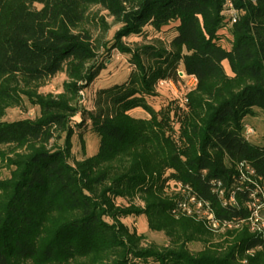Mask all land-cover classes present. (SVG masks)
Segmentation results:
<instances>
[{
	"label": "trees",
	"instance_id": "1",
	"mask_svg": "<svg viewBox=\"0 0 264 264\" xmlns=\"http://www.w3.org/2000/svg\"><path fill=\"white\" fill-rule=\"evenodd\" d=\"M226 2L0 0V159L9 169L0 176V264H264V237L235 226L264 186V135L258 141L246 131H256L254 116L264 126V0H233L232 25ZM94 4L121 23L112 48L134 69L101 87L88 110L80 90L105 69L83 28ZM147 28L167 32L170 47L126 45L124 37ZM181 71L197 78L186 106L177 98L153 105L163 95L159 80ZM61 72L76 104L38 91ZM26 99L40 108L36 118L4 119ZM79 112L100 142L96 154L72 163ZM240 163L253 171L251 182L242 181ZM233 189L237 205L225 204L220 192L228 199ZM137 194L144 206L130 201ZM191 196L235 229L212 240L207 221L175 211ZM140 215L168 245L142 246L145 236L123 220ZM192 242L204 247L193 251Z\"/></svg>",
	"mask_w": 264,
	"mask_h": 264
},
{
	"label": "rangeland",
	"instance_id": "2",
	"mask_svg": "<svg viewBox=\"0 0 264 264\" xmlns=\"http://www.w3.org/2000/svg\"><path fill=\"white\" fill-rule=\"evenodd\" d=\"M120 26L121 23H119L117 19L109 13L108 10L96 4L90 6L87 14V20L83 28L88 30L92 35V41L96 48L98 61L105 63V69L101 72L100 76L93 82L90 88L86 89L88 99L90 98L91 100H95L97 91L101 87L111 85L115 82H123L128 78L130 71L134 69V65L131 63L129 56L121 53L116 48H112V45L114 44L115 33L120 28ZM147 29L149 30L143 35H131L124 37L126 45L132 48L147 44L170 47V35H168L167 32L166 35L163 36L161 34L154 33V30H152L151 28ZM170 79L174 83V88L170 86H161L158 82L157 88L163 91V95H158L157 97L151 98V103L156 107H161L164 106L170 99L177 98L181 100L182 106L185 107L187 101V93L194 89L196 84L191 85V83H189V79L184 76L173 77ZM66 81H68L66 74L64 72H61L55 77L47 80L39 88L38 91L43 94L52 93L54 97H58L61 93H64L67 97L72 99L74 96L65 92L64 83ZM76 98H73V103L75 104L76 102H78V98ZM90 103L91 102L88 100V103L86 105H84L83 103H80V105H82L84 109H94L95 107ZM39 113L40 108L36 105L31 104L26 99L24 106H15L8 108L7 114L4 119L7 121H14L27 118L34 119L39 115ZM82 117V112H79L74 116L73 119V123L75 125V134L72 137V163H75L78 160H82L85 157H89L96 154L99 149V136L92 131L91 121L89 119L86 121L85 124H80ZM75 121L77 122L75 123ZM251 123H253L256 128V131L251 136V138H253L254 136L256 140L262 141L264 135V126L262 118L260 117V119L258 118L257 120ZM63 138L59 141V143H63ZM52 143H55L54 140H52ZM2 149L8 150L9 148L7 146H2ZM1 167L2 163L0 159V176H8L9 169L5 166L2 167V169ZM130 201L136 203L137 205H145L144 201L142 200L139 194H137L135 198ZM123 220L127 225H129L130 229L136 230L139 234H143L145 236L142 246L147 247L152 244L166 246L169 244V238L164 232L153 231L149 228L147 218L144 215L136 217H127ZM244 225L245 224H241L239 225V227L237 226L238 228L236 229H242L245 227ZM209 229L210 238L214 241H219L224 237V233H226L228 229L235 228L225 227L215 229L214 227L210 226ZM203 247L204 244L202 242H192L189 244V248L193 251H198Z\"/></svg>",
	"mask_w": 264,
	"mask_h": 264
},
{
	"label": "built area",
	"instance_id": "3",
	"mask_svg": "<svg viewBox=\"0 0 264 264\" xmlns=\"http://www.w3.org/2000/svg\"><path fill=\"white\" fill-rule=\"evenodd\" d=\"M226 15L228 18L229 25H232L238 20V11L233 2V0H227L226 2ZM181 76H184L189 79V83L191 85H195L197 83V78L194 75L185 74L181 71ZM159 84L161 86H170L174 88V83L171 79L160 80ZM80 103L86 105L88 103V95L85 90H80ZM247 134L253 135L255 129L251 125H246ZM252 132V133H251ZM238 169L241 173V178L243 182H251L252 179L249 177V174L253 172L250 167L246 163H240L238 165ZM229 198L227 199L224 195V192L221 191L220 195H222L225 199V204L229 201L232 204L237 205L236 198V190L233 189L229 193ZM250 200L247 201L246 206L250 211V215L246 220L238 222L235 226H239L241 224H247L249 229L255 233H259L264 237V186L257 187V191L252 192L250 194ZM207 204V203H206ZM180 210L183 213L188 215H196L197 217L204 219L207 223L214 227L215 229L232 227L233 223L231 222H223L220 223L214 216V214L208 209V207L202 202L197 201L194 196H191L187 201L179 203L177 209L175 211Z\"/></svg>",
	"mask_w": 264,
	"mask_h": 264
},
{
	"label": "crops",
	"instance_id": "4",
	"mask_svg": "<svg viewBox=\"0 0 264 264\" xmlns=\"http://www.w3.org/2000/svg\"><path fill=\"white\" fill-rule=\"evenodd\" d=\"M227 71H228L229 73H231V70H230V68H229V65H227ZM257 119H258V117L254 116V117H252V118L250 119V121L253 122V121L257 120ZM259 119H260V118H259Z\"/></svg>",
	"mask_w": 264,
	"mask_h": 264
}]
</instances>
